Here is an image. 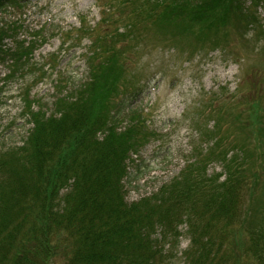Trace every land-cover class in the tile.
Here are the masks:
<instances>
[{
	"label": "trees",
	"instance_id": "trees-1",
	"mask_svg": "<svg viewBox=\"0 0 264 264\" xmlns=\"http://www.w3.org/2000/svg\"><path fill=\"white\" fill-rule=\"evenodd\" d=\"M29 2L0 0V61L12 59L10 73L37 42L19 40L21 25L3 22L4 14ZM102 6L101 25L109 28L89 30L96 32L91 80L72 87L58 80L53 109L24 92L32 126L22 143L0 149V264L165 263L175 256L165 245L177 247L183 224L190 238L184 264H264L263 141L254 145L256 156L246 139L218 129L211 145L195 146L188 164L156 192L129 201L125 190L131 153L156 135L129 104L142 92L127 86L141 36L189 35L199 48L215 41L218 47L234 30L247 35L261 24L264 0H112ZM122 82L128 92L119 97ZM247 105L264 118L262 104ZM214 163L221 172L210 170Z\"/></svg>",
	"mask_w": 264,
	"mask_h": 264
},
{
	"label": "rangeland",
	"instance_id": "rangeland-1",
	"mask_svg": "<svg viewBox=\"0 0 264 264\" xmlns=\"http://www.w3.org/2000/svg\"><path fill=\"white\" fill-rule=\"evenodd\" d=\"M99 1L32 0L23 10L5 12L3 22L12 20L21 25L19 40L31 42L39 32L43 40L11 73L12 59L0 61V149L22 143L32 126L24 116L25 102L21 99L26 88L32 89L42 103L49 99L53 109L57 80H68V87L87 80L92 36H76L81 17L91 26L99 24ZM258 13L261 24L247 35L234 30L218 47L215 41V47L209 44L199 48L200 42L189 35L154 37L148 31L141 36V46L130 55L132 65L129 63L136 80L129 81L144 86L145 91L133 106L144 109L157 136L132 155L125 180L127 200H138L178 175L190 158L192 146L211 145L218 129L246 139L257 156L258 145H254L264 142V118H256V105L249 107L247 103L257 101L264 113V7H259ZM228 17L232 19V14ZM5 44L7 49L15 47L13 38L6 39ZM222 125H226L224 130ZM210 170L221 172L222 168L214 163ZM180 230L177 247L165 245L167 251L175 248L174 258L160 264H184L190 238L185 224Z\"/></svg>",
	"mask_w": 264,
	"mask_h": 264
}]
</instances>
